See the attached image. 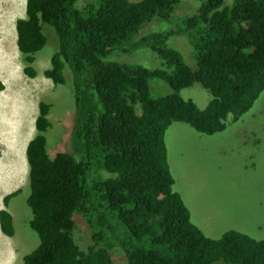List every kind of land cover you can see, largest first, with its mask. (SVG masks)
Returning <instances> with one entry per match:
<instances>
[{"label":"trees","instance_id":"1","mask_svg":"<svg viewBox=\"0 0 264 264\" xmlns=\"http://www.w3.org/2000/svg\"><path fill=\"white\" fill-rule=\"evenodd\" d=\"M77 1L28 0L17 21L29 61L48 41L46 25L52 29L57 47L45 74L64 83L71 71L76 99L69 136L54 156L46 139L51 104L39 103L38 133L26 149V204L39 244L25 264H114L116 248L127 264H264V240L236 229L212 238L191 220L165 144L175 121L213 133L253 106L264 90V0H201L192 14L174 13L180 0ZM182 33L196 68L169 42ZM124 44L157 52L162 67L105 60ZM27 72L36 75L34 66ZM159 79L170 92L154 93ZM196 82L212 94L204 108L179 94ZM76 220L92 235L86 253L74 239ZM0 223L15 233L9 211H0Z\"/></svg>","mask_w":264,"mask_h":264},{"label":"rangeland","instance_id":"2","mask_svg":"<svg viewBox=\"0 0 264 264\" xmlns=\"http://www.w3.org/2000/svg\"><path fill=\"white\" fill-rule=\"evenodd\" d=\"M88 1L92 0H78L76 5L81 7ZM224 2L230 5L233 0ZM10 3L15 8L20 7V12L14 16L9 7L8 18L0 19V59L3 61L0 72H5L0 77L7 76L4 79L8 86L0 91V94H4L0 98V209L4 207L3 194L19 191L7 203L15 234L7 236L0 230V256L7 260L6 264H25V256L39 244V236L30 224L32 210L26 204L31 190L29 175L26 181L12 190L6 189L5 183L11 177L13 181H19L25 174L27 176L26 149L28 142L38 133L35 119L39 113V103L44 100L51 104L48 113L51 125L46 131V139L47 149L54 156L64 148L69 136L76 99L71 71L66 69L67 80L64 83H55L40 75L44 69L51 67L57 47L48 25L45 30L48 41L37 52L35 60L30 62L38 75L32 78L22 73V84L13 80V57L19 61L21 69L25 64L21 61V51L17 50L14 27L17 17H25V13L21 8L23 0H11ZM200 4L201 0H180L174 13L198 12ZM153 23H148L144 28ZM165 27L169 25L166 23ZM169 42L182 52L189 65L197 67L190 36L187 37L185 33L171 35ZM105 60H125L150 68L163 65L157 52L145 47L131 48L126 44L111 51ZM7 63L9 66L2 69ZM152 82L155 94L171 91L170 85L162 79ZM158 82L161 84L156 88ZM179 94L185 99L194 100L201 108L212 98L211 92L198 82L181 88ZM165 144L175 178L174 189L182 196L191 220L206 235L219 238L224 231L236 229L264 240V90L248 111L237 117L230 115L222 130L207 133L198 131L184 121L173 122L165 132ZM26 166V173H22ZM75 222L74 239L80 250L86 253L94 243L91 232L83 221ZM118 250L116 248L112 256L113 263L127 264ZM0 264L3 263L0 261ZM214 264L226 263L220 260Z\"/></svg>","mask_w":264,"mask_h":264},{"label":"crops","instance_id":"3","mask_svg":"<svg viewBox=\"0 0 264 264\" xmlns=\"http://www.w3.org/2000/svg\"><path fill=\"white\" fill-rule=\"evenodd\" d=\"M10 1L11 0H2V4L0 6V12H1L0 13V19H3L4 17H7L8 16L7 14L9 12V7L13 10L14 16H16L20 12L19 11L20 10V7L15 8V6H12L11 5ZM26 2H27V0H23V3L21 5V8H22V10H24V13H25V10H26ZM13 8H15V9H13ZM11 49H12V47H11ZM17 50H19V48ZM18 62L19 61H17L15 59V57H13V65H12V69H13L12 70V74L14 75L13 80L16 81L17 84H19V83L22 84L23 83L22 80H21L22 73L27 72V69L25 68V66H24L23 69H21V67H20V65H19ZM2 64H3V61L0 59V65H2ZM6 66H9L8 63L7 64H4V66H3L2 69H5ZM1 73H4L5 74V72H3V71H1L0 74ZM6 77L7 76H5V75L3 77H0V82H1L0 85H2V87L0 86V91H4V90H6L8 88L7 83H6L5 79H4ZM3 96H4V94L1 93L0 94V98L2 99ZM1 99H0V104H1ZM27 115H28V112H27ZM5 188L8 189V190H12L14 188V185H13V177H11L10 179H8L6 181ZM1 245H0V247L2 248ZM5 245L8 247V244H5ZM0 261L3 264H6V262H7V260L5 258H3L2 256H0Z\"/></svg>","mask_w":264,"mask_h":264},{"label":"clouds","instance_id":"4","mask_svg":"<svg viewBox=\"0 0 264 264\" xmlns=\"http://www.w3.org/2000/svg\"><path fill=\"white\" fill-rule=\"evenodd\" d=\"M28 0H27V2H26V10H25V17H21V16H19V17H17L18 18V20L19 19H21V18H26V16H27V9H28ZM15 20H17V19H15ZM17 20V21H18ZM14 27H15V29H16V40H17V47L19 48V50L21 51V53H22V55H21V61L22 62H24L25 64H24V66H25V68L27 69V67L28 66H30L31 64H30V62L31 61H29V60H27L26 59V57H25V54L23 53V51L21 50V48H20V45H19V40H18V32H17V22L15 23V25H14ZM45 46V45H44ZM37 54V53H36ZM36 54H35V58H36ZM35 60V59H34ZM33 60V61H34ZM52 63V62H51ZM49 68H51V67H49ZM49 68H46V69H44L42 72H43V74H40L42 77H44V78H48V79H50L49 77H47L46 76V74H45V71L47 70V69H49ZM36 69V68H35ZM37 71V70H36ZM27 75H30L28 72H25ZM38 75V73L36 72V75L35 76H37ZM35 76H32V78H34ZM30 77H31V75H30ZM52 80V79H51ZM53 81V80H52ZM36 127V126H35ZM29 167V166H28ZM26 170H27V166H26V169H25V171L24 172H22V173H26ZM20 172V171H19ZM17 174H19V176H20V173H17ZM26 175V174H25ZM25 175H24V177H22V179L20 180L19 179V181H13V185H14V188H17V186L19 185V183H21V182H24V181H26L27 180V178H28V175H29V171H28V173H27V176L25 177ZM13 188V189H14ZM18 190V189H17ZM17 190H15V191H13V192H11V193H9V194H6L5 196H4V194H3V203H4V207L2 208V209H0V211H2V210H7V201H6V197H8L9 195H11V196H13V194L15 193V192H17ZM11 196H10V198H11ZM10 200V199H9ZM7 211H9V210H7ZM11 215H12V213H11ZM32 226V225H31ZM0 227H1V223H0ZM33 229V228H32ZM0 230H1V232H3L5 235H7V236H12V235H9V234H7L6 232H4L3 230H2V228H0ZM34 230V229H33ZM37 233V232H36ZM15 234V233H14ZM13 234V235H14ZM28 254H30V253H28ZM27 254V255H28Z\"/></svg>","mask_w":264,"mask_h":264}]
</instances>
